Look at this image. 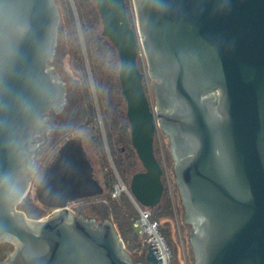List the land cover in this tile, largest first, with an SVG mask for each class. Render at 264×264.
Listing matches in <instances>:
<instances>
[{"label": "water", "instance_id": "obj_1", "mask_svg": "<svg viewBox=\"0 0 264 264\" xmlns=\"http://www.w3.org/2000/svg\"><path fill=\"white\" fill-rule=\"evenodd\" d=\"M131 1L134 27L125 0L95 1L143 168L123 184L130 199L149 209L161 201L160 128L194 264H264V0ZM60 24L56 0H0V242L16 246L8 264H160L150 243L143 263L128 254L108 211L96 220L68 208L104 192L80 138L59 147L35 187L51 215L34 220L17 209L47 150L46 117L66 103L51 66ZM140 46L155 105L137 65Z\"/></svg>", "mask_w": 264, "mask_h": 264}, {"label": "trees", "instance_id": "obj_2", "mask_svg": "<svg viewBox=\"0 0 264 264\" xmlns=\"http://www.w3.org/2000/svg\"><path fill=\"white\" fill-rule=\"evenodd\" d=\"M95 1L72 0L76 16L69 0H62V6L67 19L66 24L69 35L73 38V43L76 47V61L84 68L85 59L81 50L82 38L113 166L119 178L128 187L133 174L143 171V168L142 170L139 169L138 164L140 162L131 145L129 124L126 118V104L118 79V55L111 42L101 35L102 24ZM139 60L137 58V65L139 70H141L142 65ZM89 106L92 107L91 104ZM92 142L96 151L100 152L102 149L105 152L101 135L99 139H94ZM164 178L163 175V184H165ZM116 182L117 177L112 172L104 177L106 194L103 198L107 204L110 220L122 239L125 250L128 254H130V251L138 252L142 247L139 238L142 239V237L133 226L139 217L138 211H136L134 204L127 194L122 193L117 199L111 197L114 189L113 186ZM165 190L166 188H164L160 203L151 210V220L158 222L160 228H162L159 222L160 219H167L173 216L169 192L168 189L166 192ZM164 192L166 197L164 196ZM38 205H35L33 201L27 200L25 197L17 209L25 213L27 218L36 220L46 211V208ZM139 207L145 209L143 206ZM162 232L172 250L173 263L176 264L174 249L165 231L162 230Z\"/></svg>", "mask_w": 264, "mask_h": 264}, {"label": "rangeland", "instance_id": "obj_3", "mask_svg": "<svg viewBox=\"0 0 264 264\" xmlns=\"http://www.w3.org/2000/svg\"><path fill=\"white\" fill-rule=\"evenodd\" d=\"M69 1L71 3L74 15L76 16V10L73 5V2L72 0H69ZM125 2H126L128 19L132 27H134L135 22H136V16H135L134 7L132 5V1L125 0ZM56 3L59 6V10L61 14L60 35L61 34H63V36L65 35V37L68 40L67 41L68 59L65 60L63 68L66 72H68V79L71 82L76 83L77 85L82 84V83L84 84L85 92L88 95L87 97L88 107L87 109L86 108L82 109V112L85 113L87 120H89L88 124L83 126V128L80 131H77L74 134L78 136L80 135L82 137L84 149L93 166L94 178L98 181V183L104 189V192L101 195V197L97 196L93 198L75 201L73 203H70L68 205V208L71 211L75 212L77 208H81V209L84 208L85 211H89V209H91L92 207L94 208V206H98V207L100 206L101 208L103 207L107 212L108 211L107 204L105 203L104 198H103V196H105L106 194L105 185H104V177L106 175H109L112 172L117 177V182L114 184L113 187H115L119 183H122V184L124 183L119 178L113 166V160H112L109 147L106 141L102 119L99 114V108H98L95 93H94L93 81H92V77L89 71L88 62L86 58V52H85L82 38H81V50L83 52V56L85 59L84 68L81 64L79 65V62L76 61V58H77L75 54L76 47H75V44L73 43V38H71L68 32V29H67V24H66L67 19L64 14L62 0H56ZM79 33H80V30H79ZM138 59H140L139 61L141 62V65H142V69L140 71L142 73L146 72V75H147V77L144 78L146 95L151 100L152 104L155 105L156 97H155V92L153 88V83L155 82V80L152 79L148 74L147 61H146V57L143 51V47L141 46H140V54H138ZM89 104H91L92 107H90ZM87 110H88V113H90L89 114L90 116L88 115ZM100 135L102 136L105 152H103L102 149L100 152H98L93 147L92 140L99 139ZM57 148H58L57 146H54L53 148H49V150L45 152V154L43 155L42 159L40 160L39 164L36 167L34 178L31 181V186L26 196V199L33 201L35 205H38L36 198H35V192H34L35 187L38 185L44 169L52 162L53 158L55 157ZM154 153H155V156L158 162L163 168V175L165 177L164 178L165 179L164 188H166V190L168 189L169 197L171 199L172 209H173L172 217H169L167 219L163 218L159 220V222L162 225L161 229L165 231V234L168 237V240L170 241L174 249L175 263L176 264H194V257L192 254L191 243H190V233H191L192 227L185 221L184 208L180 200L179 192L176 188L175 177L173 173L174 160L172 157V152H171V147H170V139L160 128H158V131L156 132V135L154 138ZM138 167L140 170H142V167L140 164H138ZM165 192H164V196L166 197ZM162 203H163V200H162ZM133 204L135 206V203ZM136 211H138L137 208H136ZM51 213H52L51 211L46 209V211L43 213V215L39 219L46 218L50 216ZM107 216H109V212ZM139 240L142 244L141 250L138 252L130 251L131 256L143 254V246H144L143 239L139 238Z\"/></svg>", "mask_w": 264, "mask_h": 264}, {"label": "flooded vegetation", "instance_id": "obj_4", "mask_svg": "<svg viewBox=\"0 0 264 264\" xmlns=\"http://www.w3.org/2000/svg\"><path fill=\"white\" fill-rule=\"evenodd\" d=\"M67 38L63 34L60 35V41L56 48L53 61L51 66L54 69L55 73L59 76L61 81L65 84L66 88V103L64 108L59 113L51 112L47 115L46 119L52 129L47 134V150L57 146V151L59 147L69 138L82 137L76 135L77 131H80L83 126L88 124L86 115L82 112V109H87L88 104V95L85 92L84 84L77 85L76 83L71 82L68 79V72L64 70V62L68 59V44ZM85 109V110H86ZM88 113V110H87ZM90 113H88L89 115ZM87 115V116H88ZM90 116V115H89ZM39 140L43 141V137L40 136ZM83 143V140H82ZM84 147V145H83ZM46 150V151H47ZM85 150V149H84ZM86 152V151H85ZM57 153V152H56ZM87 154V153H86ZM56 155V154H55ZM88 156V155H87ZM89 158V157H88ZM90 160V159H89ZM91 162V161H90ZM141 172V171H140ZM134 175V174H133ZM104 190V189H103ZM52 212V210L48 209ZM75 211H79L81 214L94 217L96 220H100L105 216L106 210L102 207L94 206L89 211H85L84 208H77ZM16 251V246L10 241H1L0 242V264H8L13 254ZM132 258L138 262L143 263V254L141 255H132Z\"/></svg>", "mask_w": 264, "mask_h": 264}, {"label": "built area", "instance_id": "obj_5", "mask_svg": "<svg viewBox=\"0 0 264 264\" xmlns=\"http://www.w3.org/2000/svg\"><path fill=\"white\" fill-rule=\"evenodd\" d=\"M122 193L128 195L125 186L119 183L114 187L111 197L117 199ZM135 206L138 210L139 217L133 226L143 239V250L150 243L151 248L154 249L153 252L157 260L161 259L160 264H174L172 250L166 241L159 223L151 220V209H143L136 204Z\"/></svg>", "mask_w": 264, "mask_h": 264}]
</instances>
